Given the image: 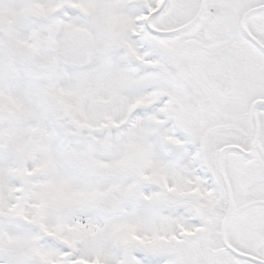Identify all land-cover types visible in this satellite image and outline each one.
Instances as JSON below:
<instances>
[{
  "label": "snow or ice",
  "instance_id": "6c2138e0",
  "mask_svg": "<svg viewBox=\"0 0 264 264\" xmlns=\"http://www.w3.org/2000/svg\"><path fill=\"white\" fill-rule=\"evenodd\" d=\"M0 264H264V0H0Z\"/></svg>",
  "mask_w": 264,
  "mask_h": 264
}]
</instances>
